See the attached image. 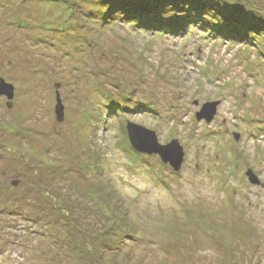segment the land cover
<instances>
[{"label": "rangeland", "instance_id": "374dc122", "mask_svg": "<svg viewBox=\"0 0 264 264\" xmlns=\"http://www.w3.org/2000/svg\"><path fill=\"white\" fill-rule=\"evenodd\" d=\"M119 1L0 0V264H264V0Z\"/></svg>", "mask_w": 264, "mask_h": 264}, {"label": "water", "instance_id": "95a60500", "mask_svg": "<svg viewBox=\"0 0 264 264\" xmlns=\"http://www.w3.org/2000/svg\"><path fill=\"white\" fill-rule=\"evenodd\" d=\"M0 94H6L9 99L14 95L13 84L6 81L2 76H0ZM57 100V114L59 118H61L63 112L59 96H57ZM218 104V100L206 102L203 104L200 111L197 112L196 117L198 119L204 118L207 121H210L217 112ZM127 130L131 144L138 151L148 154H158L163 162L169 163L176 170L182 165L184 151L178 139L163 144L160 142L159 137L154 130L130 120L127 122ZM236 137H238L237 133ZM246 174L251 182L260 184L258 176H256L252 170H248Z\"/></svg>", "mask_w": 264, "mask_h": 264}, {"label": "trees", "instance_id": "16d2710c", "mask_svg": "<svg viewBox=\"0 0 264 264\" xmlns=\"http://www.w3.org/2000/svg\"><path fill=\"white\" fill-rule=\"evenodd\" d=\"M164 1V0H163ZM181 1V0H179ZM182 6V4L180 3ZM192 5V3H191ZM203 5V4H202ZM200 5V7L202 6ZM197 8V7H196ZM132 10V14L129 13V10ZM122 10V11H120ZM187 10V9H186ZM120 11V13H123L124 15L122 18L126 21H133V20H138V18L143 19L145 16H150L153 15L152 18H155V22L150 23V25L153 28L152 32H155L160 29L161 26H169L172 24H160V20H156V16L160 11H164L163 5L160 3V0H120L119 3L115 2V7L113 9L109 10V12L105 15L104 22H111L114 19L113 13ZM142 21V20H141ZM144 23V21H142ZM155 23V24H153ZM227 27V25H225ZM172 29L174 27L172 26ZM215 101V100H213ZM147 154V153H145ZM80 258V257H79Z\"/></svg>", "mask_w": 264, "mask_h": 264}, {"label": "clouds", "instance_id": "9594fccd", "mask_svg": "<svg viewBox=\"0 0 264 264\" xmlns=\"http://www.w3.org/2000/svg\"><path fill=\"white\" fill-rule=\"evenodd\" d=\"M204 119V118H203ZM199 120H202V119H199ZM204 120H206V119H204ZM207 121V120H206Z\"/></svg>", "mask_w": 264, "mask_h": 264}]
</instances>
